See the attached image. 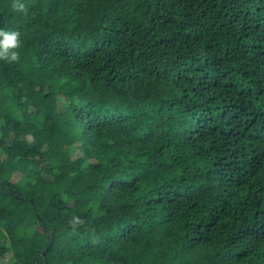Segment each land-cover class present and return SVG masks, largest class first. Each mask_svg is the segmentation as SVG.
<instances>
[{
	"label": "trees",
	"instance_id": "1",
	"mask_svg": "<svg viewBox=\"0 0 264 264\" xmlns=\"http://www.w3.org/2000/svg\"><path fill=\"white\" fill-rule=\"evenodd\" d=\"M0 29V264H264V0H0Z\"/></svg>",
	"mask_w": 264,
	"mask_h": 264
},
{
	"label": "clouds",
	"instance_id": "2",
	"mask_svg": "<svg viewBox=\"0 0 264 264\" xmlns=\"http://www.w3.org/2000/svg\"><path fill=\"white\" fill-rule=\"evenodd\" d=\"M19 9H23L22 3L14 5ZM22 41L20 39V33L15 30L0 29V59H5L10 62L19 60V49Z\"/></svg>",
	"mask_w": 264,
	"mask_h": 264
},
{
	"label": "rangeland",
	"instance_id": "3",
	"mask_svg": "<svg viewBox=\"0 0 264 264\" xmlns=\"http://www.w3.org/2000/svg\"><path fill=\"white\" fill-rule=\"evenodd\" d=\"M60 98H61V96H60ZM60 106L62 107V103H60ZM61 110H62V108H61ZM18 177H19V174L18 173H14V175L12 176V180H17Z\"/></svg>",
	"mask_w": 264,
	"mask_h": 264
},
{
	"label": "water",
	"instance_id": "4",
	"mask_svg": "<svg viewBox=\"0 0 264 264\" xmlns=\"http://www.w3.org/2000/svg\"><path fill=\"white\" fill-rule=\"evenodd\" d=\"M42 254H43V256H44V252H43Z\"/></svg>",
	"mask_w": 264,
	"mask_h": 264
}]
</instances>
